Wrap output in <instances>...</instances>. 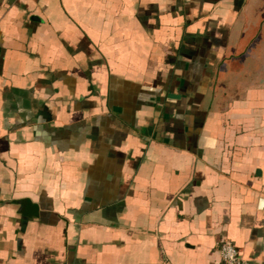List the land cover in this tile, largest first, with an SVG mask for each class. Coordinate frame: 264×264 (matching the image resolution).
I'll list each match as a JSON object with an SVG mask.
<instances>
[{
  "label": "crops",
  "instance_id": "obj_1",
  "mask_svg": "<svg viewBox=\"0 0 264 264\" xmlns=\"http://www.w3.org/2000/svg\"><path fill=\"white\" fill-rule=\"evenodd\" d=\"M264 0H0V264H264Z\"/></svg>",
  "mask_w": 264,
  "mask_h": 264
},
{
  "label": "built area",
  "instance_id": "obj_2",
  "mask_svg": "<svg viewBox=\"0 0 264 264\" xmlns=\"http://www.w3.org/2000/svg\"><path fill=\"white\" fill-rule=\"evenodd\" d=\"M222 264H249L239 249L230 241H223L219 247Z\"/></svg>",
  "mask_w": 264,
  "mask_h": 264
},
{
  "label": "water",
  "instance_id": "obj_3",
  "mask_svg": "<svg viewBox=\"0 0 264 264\" xmlns=\"http://www.w3.org/2000/svg\"><path fill=\"white\" fill-rule=\"evenodd\" d=\"M259 208L264 210V197L260 198Z\"/></svg>",
  "mask_w": 264,
  "mask_h": 264
}]
</instances>
